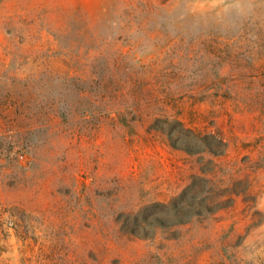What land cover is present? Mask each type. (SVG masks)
I'll return each instance as SVG.
<instances>
[{
    "label": "rangeland",
    "instance_id": "rangeland-1",
    "mask_svg": "<svg viewBox=\"0 0 264 264\" xmlns=\"http://www.w3.org/2000/svg\"><path fill=\"white\" fill-rule=\"evenodd\" d=\"M252 6L0 0V264H264Z\"/></svg>",
    "mask_w": 264,
    "mask_h": 264
},
{
    "label": "clouds",
    "instance_id": "clouds-1",
    "mask_svg": "<svg viewBox=\"0 0 264 264\" xmlns=\"http://www.w3.org/2000/svg\"><path fill=\"white\" fill-rule=\"evenodd\" d=\"M196 6L203 9H219L226 15L245 16L253 10L252 0H195Z\"/></svg>",
    "mask_w": 264,
    "mask_h": 264
},
{
    "label": "trees",
    "instance_id": "trees-1",
    "mask_svg": "<svg viewBox=\"0 0 264 264\" xmlns=\"http://www.w3.org/2000/svg\"><path fill=\"white\" fill-rule=\"evenodd\" d=\"M200 136H201V135H200ZM210 139H212V138H210V137H208V136H204V137H203V140H204L205 142H209ZM221 145H223V146L225 145V143H224L222 140H221ZM209 146H210V147H207V149H208V150H211V148H213L214 145H209ZM216 146H217V145H216ZM225 146H226V145H225Z\"/></svg>",
    "mask_w": 264,
    "mask_h": 264
}]
</instances>
